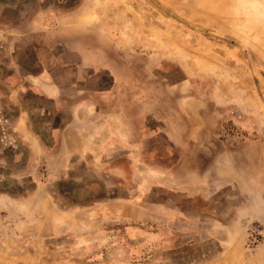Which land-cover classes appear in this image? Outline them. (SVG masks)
<instances>
[{
	"label": "rangeland",
	"instance_id": "rangeland-1",
	"mask_svg": "<svg viewBox=\"0 0 264 264\" xmlns=\"http://www.w3.org/2000/svg\"><path fill=\"white\" fill-rule=\"evenodd\" d=\"M264 0H0V264H264Z\"/></svg>",
	"mask_w": 264,
	"mask_h": 264
},
{
	"label": "built area",
	"instance_id": "built-area-1",
	"mask_svg": "<svg viewBox=\"0 0 264 264\" xmlns=\"http://www.w3.org/2000/svg\"><path fill=\"white\" fill-rule=\"evenodd\" d=\"M264 243V224L257 223L247 229L245 250L247 253L255 252Z\"/></svg>",
	"mask_w": 264,
	"mask_h": 264
}]
</instances>
